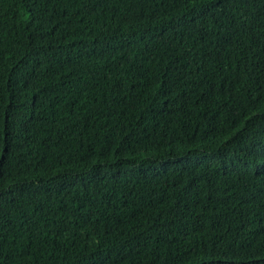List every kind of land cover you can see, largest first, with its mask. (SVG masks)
Listing matches in <instances>:
<instances>
[{"label": "trees", "instance_id": "1", "mask_svg": "<svg viewBox=\"0 0 264 264\" xmlns=\"http://www.w3.org/2000/svg\"><path fill=\"white\" fill-rule=\"evenodd\" d=\"M0 264H264V0H0Z\"/></svg>", "mask_w": 264, "mask_h": 264}]
</instances>
